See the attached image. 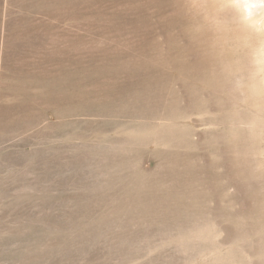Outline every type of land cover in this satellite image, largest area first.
Wrapping results in <instances>:
<instances>
[{"label":"rangeland","instance_id":"obj_1","mask_svg":"<svg viewBox=\"0 0 264 264\" xmlns=\"http://www.w3.org/2000/svg\"><path fill=\"white\" fill-rule=\"evenodd\" d=\"M0 264H264V25L0 0Z\"/></svg>","mask_w":264,"mask_h":264},{"label":"bare ground","instance_id":"obj_2","mask_svg":"<svg viewBox=\"0 0 264 264\" xmlns=\"http://www.w3.org/2000/svg\"><path fill=\"white\" fill-rule=\"evenodd\" d=\"M238 6L252 24L264 25V0H238Z\"/></svg>","mask_w":264,"mask_h":264}]
</instances>
